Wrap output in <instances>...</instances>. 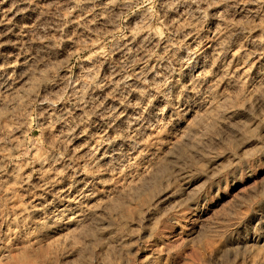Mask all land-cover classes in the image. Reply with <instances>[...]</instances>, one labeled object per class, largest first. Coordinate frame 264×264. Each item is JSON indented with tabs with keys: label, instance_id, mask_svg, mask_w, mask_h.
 Returning <instances> with one entry per match:
<instances>
[{
	"label": "rangeland",
	"instance_id": "rangeland-1",
	"mask_svg": "<svg viewBox=\"0 0 264 264\" xmlns=\"http://www.w3.org/2000/svg\"><path fill=\"white\" fill-rule=\"evenodd\" d=\"M119 1L0 0V264H264V0Z\"/></svg>",
	"mask_w": 264,
	"mask_h": 264
},
{
	"label": "bare ground",
	"instance_id": "bare-ground-1",
	"mask_svg": "<svg viewBox=\"0 0 264 264\" xmlns=\"http://www.w3.org/2000/svg\"><path fill=\"white\" fill-rule=\"evenodd\" d=\"M27 1V0H26ZM119 1V0H118ZM124 1H126V0H124ZM123 0H122V2H124ZM128 1V0H127ZM168 1V0H167ZM176 1V0H175ZM174 1V2H175ZM212 1V0H211ZM215 1V0H214ZM13 2V1H12ZM120 2V1H119ZM128 2H130V1H128ZM169 2V1H168ZM217 2V1H216ZM221 2V1H220ZM227 2H229V1H227ZM106 3V2H105ZM126 3V2H125ZM131 3V2H130ZM170 4H171V2H169ZM208 3H210V2H208L207 1V5H209ZM124 4V3H123ZM176 4V3H175ZM205 4V5H206ZM211 4V3H210ZM213 4V3H212ZM5 5V4H4ZM13 5V4H12ZM127 5V4H126ZM180 5V4H179ZM184 5V4H183ZM198 5V4H197ZM213 5H215V4H213ZM210 6V7H212V8H215V6ZM7 7H8V9H9V6L8 5H6ZM6 6H4L5 8H6ZM250 6V5H249ZM3 7V6H2ZM1 7V8H2ZM3 7V8H4ZM14 7V6H13ZM177 7V6H176ZM206 7V6H205ZM204 7V8H205ZM255 7V6H254ZM257 7V6H256ZM4 8V9H5ZM16 7H14V9H15ZM21 8V7H20ZM104 8V7H103ZM107 8V7H106ZM193 8H195V7H193ZM202 8V7H201ZM253 8V7H252ZM11 9H13L12 7H11ZM19 9V8H18ZM208 9V8H207ZM240 9V8H239ZM256 9V8H255ZM2 10V9H1ZM10 10V9H9ZM196 10V9H195ZM210 10V9H209ZM3 11V10H2ZM5 11V10H4ZM191 11H192V9H191ZM198 11V10H197ZM6 13H7V11H5ZM14 12H15V10H14ZM16 12H18V11H16ZM99 12V11H98ZM214 12V11H213ZM212 12V13H213ZM220 12V11H219ZM11 13V12H10ZM13 14V13H12ZM12 14L10 15V16H12ZM15 14V13H14ZM201 14V13H200ZM203 14V13H202ZM201 14V15H202ZM16 15V14H15ZM80 15V14H79ZM91 15V14H90ZM98 15V14H97ZM257 15V14H256ZM2 16H4V14L2 15ZM1 16V17H2ZM100 16H102V15H100ZM200 16V15H199ZM8 17V16H7ZM82 17V16H81ZM5 18H6V16H5ZM10 18V17H9ZM9 18H7V19H9ZM199 18V17H198ZM12 19V18H11ZM15 19V18H14ZM204 19V18H203ZM207 19V18H206ZM218 19V18H217ZM6 20V19H5ZM76 20H77V18H76ZM214 20V19H213ZM10 21H12V20H10ZM13 21H15V20H13ZM92 21H94V20H92ZM99 21V20H98ZM217 21V20H216ZM221 21V20H220ZM79 22V21H78ZM198 22V21H197ZM202 22V21H201ZM210 22V21H209ZM89 24H90V22H89ZM145 24V23H144ZM207 24V23H206ZM224 24V23H223ZM8 25V24H7ZM6 25V27H8ZM172 25V24H171ZM215 25H216V23H215ZM146 26V25H145ZM197 26H199V25H197ZM214 26V25H213ZM217 26V25H216ZM5 27V28H6ZM141 27V26H140ZM142 28V27H141ZM201 28V27H200ZM214 28V27H213ZM190 29V28H189ZM7 30V29H6ZM187 30V29H186ZM185 30V31H186ZM12 31V30H11ZM189 31H191V30H189ZM197 31V30H196ZM206 32V31H205ZM193 33V32H192ZM200 33V32H199ZM223 33H224V31H223ZM213 34V33H212ZM212 34H211V36H212ZM221 34V33H220ZM186 35V34H185ZM206 35V34H205ZM226 35V34H225ZM191 36V35H190ZM132 37V36H131ZM196 37V36H195ZM213 37V36H212ZM155 38V37H154ZM157 38V37H156ZM186 38V37H185ZM190 38V37H189ZM191 38H192V36H191ZM201 38V37H200ZM204 38V37H203ZM217 38V37H216ZM138 39V38H137ZM140 39H141V37H140ZM144 39V38H143ZM193 39V38H192ZM194 39H196V38H194ZM193 39V40H194ZM223 39H225V38H223ZM129 40V39H128ZM136 40V39H135ZM182 40V39H181ZM189 40V39H188ZM201 40H202V38H201ZM221 40V39H220ZM130 41V40H129ZM147 41V40H146ZM154 41V40H153ZM156 41V40H155ZM200 41V40H199ZM198 41V42H199ZM216 41V40H215ZM133 42V41H132ZM137 42V41H136ZM195 42V41H194ZM211 43H212V40L210 41ZM135 43V42H134ZM182 43V42H181ZM193 43V42H192ZM213 43H215V42H213ZM223 43H224V40H223ZM139 44V43H138ZM210 44V43H209ZM209 44H208V46H209ZM216 44V43H215ZM222 44V43H221ZM142 45V44H141ZM150 45V44H149ZM190 45V44H189ZM189 45H188V47H189ZM207 45V44H206ZM212 45V44H211ZM139 46V45H138ZM200 46V45H199ZM207 46V47H208ZM144 47V46H143ZM206 47V51L208 52H210V61H212V63L215 61L214 60V58H213V56L214 55H216V54H214V52H217V50L215 51V47H213V46H211V47H208L207 48ZM224 47V46H223ZM151 48V47H150ZM192 48V47H191ZM197 48V47H196ZM220 48V47H219ZM145 49V48H144ZM152 49V48H151ZM194 49V48H193ZM201 49V48H200ZM140 50V49H139ZM221 50H223V49H221ZM143 51V50H142ZM141 51V52H142ZM174 51V50H173ZM204 51V50H203ZM224 51V50H223ZM129 52V51H128ZM225 52V51H224ZM131 53V52H130ZM135 53V52H134ZM143 53V52H142ZM202 53V52H201ZM205 53V52H204ZM129 54V53H128ZM140 55H142V54H140ZM231 55H232V52H231ZM198 56V55H197ZM218 56V55H217ZM195 57V56H194ZM145 58V57H144ZM206 58V57H205ZM218 58V57H217ZM220 58V57H219ZM213 59V60H212ZM215 59H216V57H215ZM229 59V58H228ZM234 59V58H233ZM235 59H236V57H235ZM241 59V58H240ZM131 60H132V58H131ZM140 60V59H139ZM239 60V59H238ZM242 60V59H241ZM207 61H208V59H207ZM218 61V60H217ZM235 61V60H234ZM234 61H231V62H234ZM146 62V61H145ZM200 62V61H199ZM209 62V61H208ZM219 62V61H218ZM140 63V62H139ZM210 64V66H212V71L213 70H215V72L217 73V74H220V75H227V73H228V70H226L225 68H223V66L219 63H217L216 64V62L212 65V63L211 62H209ZM242 62H239V64H241ZM248 63V62H247ZM143 63H141V65H142ZM223 64V63H222ZM182 65V64H181ZM236 65V64H235ZM235 65H232V66H235ZM246 65V64H245ZM5 66V65H4ZM189 66V65H188ZM227 66V65H226ZM232 66H229V67H232ZM206 67V66H205ZM241 67V66H240ZM131 68H133V67H131ZM182 68V67H181ZM194 68V67H193ZM192 68V69H193ZM207 70V69H206ZM209 70V69H208ZM11 71V70H10ZM236 71V70H235ZM189 72V71H188ZM197 72V71H196ZM194 73V74H192L191 76H189L188 78H186L187 80H185L186 81V84H187V87L188 88H191V86L193 85L192 84V79L194 78V77H197L198 75H199V73ZM199 72V71H198ZM143 73V72H142ZM237 73V72H236ZM240 73V72H239ZM235 74V73H234ZM151 75V74H150ZM178 75V74H177ZM240 75V74H239ZM19 77V76H18ZM120 77V76H119ZM242 77V76H241ZM17 78V77H16ZM165 78V77H164ZM205 78V77H204ZM243 78V77H242ZM248 78V77H247ZM12 79V78H11ZM26 79V78H25ZM20 80V79H19ZM24 80V79H23ZM128 80H129V78H128ZM144 80V79H143ZM208 81V79L206 78L205 79V81ZM258 80V79H257ZM17 81V80H16ZM228 81H229V79H228ZM99 82V81H98ZM164 82V81H163ZM174 82V81H173ZM223 82V81H222ZM231 82V81H230ZM6 83V82H5ZM18 83V82H17ZM185 83V82H184ZM204 83V82H203ZM207 83V82H206ZM241 83V82H240ZM254 83H256V82H254ZM8 84V83H7ZM22 84V83H21ZM114 84V83H113ZM123 84V83H122ZM122 84H120V85H122ZM124 84H127V83H124ZM167 84V83H166ZM201 84V83H200ZM15 85V84H14ZM81 85V84H80ZM115 85V84H114ZM119 85V84H118ZM22 86V85H21ZM90 86V85H89ZM125 86V85H124ZM161 86V85H160ZM166 86V85H165ZM198 86V85H197ZM205 86V85H204ZM207 86V85H206ZM16 87H17V85H16ZM23 87V86H22ZM104 87H105V89H106V84H104ZM104 87H102V88H104ZM127 87H128V85H127ZM135 87V86H134ZM193 87V86H192ZM201 87V86H200ZM5 88V87H4ZM15 88V87H14ZM90 88H91V86H90ZM89 88V89H90ZM111 88V87H110ZM110 88H109V90H110ZM175 88V87H174ZM205 88V87H204ZM203 88V89H204ZM19 89H20V87H19ZM144 89V88H143ZM192 89H196V87L195 88H192ZM206 90L208 89V88H205ZM21 90V89H20ZM80 90V89H79ZM78 90V91H79ZM116 90V89H115ZM172 90V89H171ZM170 90V91H171ZM210 90V89H209ZM209 90H207V91H209ZM221 90V89H220ZM126 91V90H125ZM130 91V90H129ZM132 91V90H131ZM194 91V90H193ZM207 91H205V93H209V92H207ZM6 92V91H5ZM9 92V91H8ZM13 92V91H12ZM138 92V91H137ZM122 93V92H121ZM173 93H174V91H173ZM190 93V92H189ZM203 93H204V91H203ZM213 93V92H212ZM82 94V93H81ZM96 94V93H95ZM138 94V93H137ZM142 94V93H141ZM178 94V93H177ZM177 94H175L174 93V95H177ZM194 94V93H193ZM202 94V93H201ZM94 95V94H93ZM112 95V94H111ZM197 95V94H196ZM205 95V94H204ZM83 96H85V95H83ZM87 96V95H86ZM118 96V95H117ZM133 96V95H132ZM140 96V95H139ZM155 96V95H154ZM80 97V99L82 98V95H80L79 96ZM148 97V96H147ZM194 97V96H193ZM198 97H200V95L198 96ZM145 98V97H144ZM83 99H84V97H83ZM85 99H86V97H85ZM124 99V98H123ZM141 99V98H140ZM139 99V100H140ZM211 99V98H210ZM129 100V99H128ZM148 100V99H147ZM158 100V99H157ZM188 100V99H187ZM192 100H194V99H192ZM85 102V101H84ZM88 102V101H87ZM141 102V101H140ZM81 103V102H80ZM136 103V102H135ZM155 103V102H154ZM159 104V103H158ZM164 104V103H163ZM181 104V103H180ZM185 104V103H184ZM194 104V103H193ZM95 105V104H94ZM100 105V104H99ZM155 105V104H154ZM198 105V104H197ZM206 105V104H205ZM204 105V106H205ZM86 106V105H85ZM114 106V105H113ZM137 106V105H136ZM139 106V105H138ZM172 106H173V104H172ZM183 106V105H182ZM104 107V106H103ZM147 107V106H146ZM218 107V106H217ZM116 108V107H115ZM117 108H120L119 106L117 107ZM123 108V107H122ZM134 108V107H133ZM157 108V107H156ZM194 109V108H193ZM196 109V108H195ZM203 110H204V107L202 108ZM52 110V109H51ZM90 110H91V108H90ZM100 110V109H99ZM121 110V109H120ZM128 110V109H127ZM56 111V110H55ZM157 111V110H156ZM161 111V110H160ZM173 113V112H172ZM112 114H115L116 116H119L120 114H121V112L119 111V110H116L115 109V112H113ZM100 115H103V114H100ZM107 115V114H106ZM105 115V116H106ZM136 115V114H135ZM195 115V114H194ZM121 116V115H120ZM191 116V115H190ZM212 116V115H211ZM53 117V116H52ZM80 117V116H79ZM122 117V116H121ZM154 117V116H153ZM192 117V116H191ZM169 118V117H168ZM190 118V117H189ZM60 119V118H59ZM58 119V120H59ZM84 119V118H83ZM102 119V118H101ZM111 119H113V118H111ZM118 119V118H117ZM121 119V118H120ZM173 119V118H172ZM62 120V119H61ZM137 120V119H136ZM106 121V120H105ZM127 121V120H126ZM79 122H81L80 120H79ZM83 122V121H82ZM94 122H95V120H94ZM133 122V121H132ZM185 122H188V121H185ZM178 123V122H177ZM81 124V123H80ZM119 124V123H118ZM142 124V123H141ZM150 124V123H149ZM155 124V123H154ZM84 125V124H83ZM113 125H115V124H113ZM112 125V126H113ZM132 125H134V124H132ZM131 125V126H132ZM183 125V124H182ZM51 126V125H50ZM54 126V125H53ZM82 126V125H81ZM187 126V125H186ZM133 127V126H132ZM143 127V126H142ZM157 127V126H156ZM179 127V126H178ZM177 127V128H178ZM70 128V127H69ZM147 128V127H146ZM158 128V127H157ZM59 129V128H58ZM61 129V128H60ZM85 129V128H84ZM136 129V128H135ZM168 129V128H167ZM70 130V129H69ZM80 130V129H79ZM86 130V129H85ZM98 130V129H97ZM140 130V129H139ZM142 130L144 131L145 130V127H143L142 128ZM148 130V129H147ZM170 130V129H169ZM63 131V130H62ZM89 131V130H88ZM113 131V130H112ZM136 131H138V130H136ZM98 132V131H97ZM129 132V131H128ZM155 132V131H154ZM172 132V131H171ZM183 132V131H182ZM47 133V132H46ZM69 133V132H68ZM78 133H80L79 131H78ZM77 133V131H75V132H73V131H70V137L66 140V139H64V140H66L67 141V143L69 144L70 143V146H72V145H74V149H76L77 147H79V149H77V151H82L83 152V150H82V147H80L81 145L80 144H82V143H80L81 141H82V135H80V134H78ZM89 133V132H88ZM91 133V132H90ZM94 133V132H93ZM124 133H125V131H124ZM144 133V132H143ZM149 133H152V132H149ZM95 134H97V133H95ZM116 134V133H115ZM128 134H130V133H128ZM145 134V133H144ZM144 134H142V135H144ZM180 134V133H179ZM185 134V133H184ZM148 135V134H147ZM126 136V135H125ZM132 136V135H131ZM138 136V135H137ZM140 136V135H139ZM152 136V135H151ZM164 136V135H163ZM185 136V135H184ZM60 137V136H59ZM65 137H67V136H65ZM144 137V136H143ZM147 137V136H146ZM56 138V137H55ZM58 138V137H57ZM86 138V137H85ZM137 138V137H136ZM63 139V138H62ZM83 139H84V137H83ZM95 139V138H94ZM133 139H134V137H133ZM182 139V138H181ZM97 140V139H96ZM99 140V139H98ZM100 140H101V138H100ZM104 140H105V137H104ZM151 139H149V141H150ZM59 141V140H58ZM87 141V140H86ZM85 141V142H86ZM137 141V140H136ZM139 141V140H138ZM64 143H65V141H63ZM84 142V141H83ZM91 142V141H90ZM90 142H88V143H90ZM103 140H102V143L99 141V143L96 145V146H91V143H90V151L92 150V151H94V152H92V153H94L95 154V159H96V157L97 158H102V155H104V151L105 150H103L104 149V145L106 144H104L103 145ZM64 143H62V144H64ZM95 143H97V141L95 142ZM134 143V142H133ZM57 144V143H56ZM84 145L86 144V143H83ZM154 144V143H153ZM66 145V144H65ZM114 145V144H113ZM130 145V144H129ZM68 147V146H67ZM89 147H87V148H89ZM166 147V146H165ZM64 148H65V146H64ZM73 148V147H72ZM72 148L70 147V149L72 150ZM86 148V147H85ZM73 149V150H74ZM106 149V148H105ZM130 149V148H129ZM140 149V148H139ZM150 149V148H149ZM101 150H102V152H101ZM122 150V149H121ZM154 150V149H153ZM85 151H87L88 152V150H86L85 149ZM106 152V151H105ZM79 153V152H78ZM77 153V154H78ZM88 153H90V152H88ZM43 154V153H42ZM81 155L83 154V153H80ZM79 154V155H80ZM86 154V153H85ZM116 154V153H115ZM127 154V153H126ZM107 155V154H106ZM105 155V156H106ZM129 155H130V153H129ZM47 156H48V154H47ZM91 156H93L92 154H91ZM110 156V155H109ZM39 157H41V156H39ZM49 157V156H48ZM48 157H45V158H43V160H41L40 159V164H44L45 165V162L48 160ZM114 157H115V155H114ZM118 157V156H117ZM134 157V156H133ZM133 157H131L132 159H133ZM93 158L94 157H92V160H93ZM104 158V157H103ZM106 158V157H105ZM112 158V157H111ZM144 158V157H143ZM152 158V157H151ZM85 159V158H84ZM84 159H83V161H84ZM109 159V158H108ZM129 159H130V157H129ZM131 159V160H132ZM51 159H49V161H50ZM58 160V159H57ZM100 160V159H99ZM104 160V159H103ZM48 161V162H49ZM54 161V160H53ZM98 161V160H97ZM101 161V160H100ZM120 161V160H119ZM118 161V162H119ZM122 161V160H121ZM156 161V160H155ZM55 162V161H54ZM104 162V161H103ZM109 162V161H108ZM130 162H132V161H130ZM50 163H51V161H50ZM80 163V162H79ZM92 163V162H91ZM113 163V162H112ZM115 163V162H114ZM143 163V162H142ZM110 164V163H109ZM116 164V163H115ZM122 164V163H121ZM130 164V163H129ZM128 164V165H129ZM44 165H42V166H44ZM123 165V164H122ZM48 166V165H47ZM55 166V165H54ZM53 166V167H54ZM87 166H89V165H87ZM104 166V165H103ZM113 166V165H112ZM130 166V165H129ZM132 166V165H131ZM40 167V166H39ZM52 167V166H51ZM43 168H46V166H44ZM56 168V167H55ZM108 168V167H107ZM114 168V167H113ZM126 168H128V167H126ZM140 168V167H139ZM40 169V168H39ZM42 169V168H41ZM63 169V168H62ZM53 170V169H52ZM55 170V169H54ZM53 170V171H54ZM78 170V169H77ZM104 170V169H103ZM106 170V169H105ZM52 171V172H53ZM56 171V170H55ZM155 171V170H154ZM105 172V171H104ZM110 172V171H109ZM117 172V171H116ZM119 172V171H118ZM107 173V172H106ZM122 173V172H121ZM52 174V173H51ZM58 176V175H57ZM100 176H101V174H100ZM128 176V175H127ZM51 178V177H50ZM56 178V177H55ZM86 178V177H85ZM135 178V177H134ZM141 178V177H140ZM150 178V177H149ZM52 179H53V177H52ZM53 181V180H52ZM85 181V180H84ZM54 182V181H53ZM56 182V181H55ZM52 183V182H51ZM59 183V182H58ZM79 183H81V182H79ZM49 184V183H48ZM54 184V186H55V183H53ZM77 184V183H76ZM86 184V183H85ZM56 185H57V182H56ZM83 185V184H82ZM61 186V185H60ZM60 186H58L59 187V189H61L60 188ZM73 186V185H72ZM57 187V186H56ZM65 186H63L62 188H64ZM54 189V188H53ZM67 189V188H66ZM64 190H65V188L62 190L63 192H64ZM50 191V190H49ZM68 191V190H67ZM75 191V190H74ZM82 191V190H81ZM53 192V191H52ZM61 193V192H60ZM92 193V192H91ZM48 194V193H47ZM64 194V193H63ZM66 194V193H65ZM67 194H68V192H67ZM74 194V193H73ZM72 195V194H71ZM77 195V194H76ZM63 196H66V195H63ZM63 196H61V197H63ZM75 197V196H74ZM86 197V196H85ZM72 198H73V196H72ZM77 198V197H76ZM89 198H90V196H89ZM88 199V198H87ZM43 201V200H42ZM61 201V200H60ZM70 201V200H69ZM39 202V201H38ZM73 202V201H72ZM75 202V201H74ZM67 203V202H66ZM71 202H69V204H70ZM62 204V203H61ZM71 205V204H70ZM73 205V204H72ZM56 206V205H55ZM75 206V205H74ZM64 207V206H63ZM67 209H68V207L67 206H65ZM73 207V206H72ZM69 208H70V206H69ZM60 209V208H59ZM83 209V208H82ZM63 210V209H62ZM61 210V211H62ZM75 210V209H74ZM84 210V209H83ZM23 211V210H22ZM24 212V211H23ZM22 212V213H23ZM57 212V211H56ZM75 213L77 212V210H75L74 211ZM82 212V211H81ZM84 212V211H83ZM53 213V212H52ZM61 214L63 213L65 216H71V215H75V213L73 214V212H71V210L69 211V210H66L65 209V211L63 210V212H60ZM60 215V214H59ZM82 215H83V213H82ZM81 215V216H82ZM58 216V215H57ZM65 216H64V219H66L65 218ZM55 217V216H54ZM76 217V216H75ZM78 217V216H77ZM71 218H73V216L71 217ZM63 219V218H62ZM83 219V218H82ZM51 220V219H50ZM68 220H69V218H68ZM78 220V219H77ZM80 221V220H79ZM68 224V223H67ZM76 225V224H75ZM38 226V225H37Z\"/></svg>",
	"mask_w": 264,
	"mask_h": 264
}]
</instances>
